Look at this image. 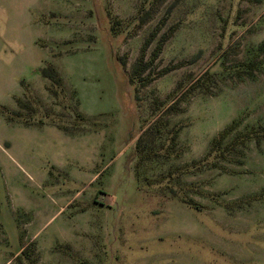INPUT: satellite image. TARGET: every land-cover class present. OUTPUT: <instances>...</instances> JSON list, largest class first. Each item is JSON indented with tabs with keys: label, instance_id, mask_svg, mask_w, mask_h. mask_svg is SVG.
Listing matches in <instances>:
<instances>
[{
	"label": "rangeland",
	"instance_id": "rangeland-1",
	"mask_svg": "<svg viewBox=\"0 0 264 264\" xmlns=\"http://www.w3.org/2000/svg\"><path fill=\"white\" fill-rule=\"evenodd\" d=\"M0 264H264V0H0Z\"/></svg>",
	"mask_w": 264,
	"mask_h": 264
},
{
	"label": "trees",
	"instance_id": "trees-1",
	"mask_svg": "<svg viewBox=\"0 0 264 264\" xmlns=\"http://www.w3.org/2000/svg\"><path fill=\"white\" fill-rule=\"evenodd\" d=\"M39 73L40 75L43 77V78H46L48 79L49 81L53 82L54 84H60V77L58 75V73L56 72V70L50 66V65H46L42 68L39 69ZM18 105H22L23 107H26V105L21 101V100H18ZM9 119V118H8ZM229 128H231V126L227 127L226 129H224L220 134H218V136L216 138L213 139L212 143H218L220 142L224 136H225V133L229 130ZM25 251H26V248L23 249L21 251V253L19 255H23L25 254ZM16 256V258L19 257Z\"/></svg>",
	"mask_w": 264,
	"mask_h": 264
}]
</instances>
